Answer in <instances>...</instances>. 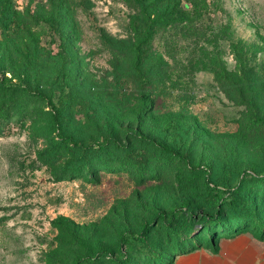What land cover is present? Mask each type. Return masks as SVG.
Returning <instances> with one entry per match:
<instances>
[{"label": "rangeland", "instance_id": "obj_1", "mask_svg": "<svg viewBox=\"0 0 264 264\" xmlns=\"http://www.w3.org/2000/svg\"><path fill=\"white\" fill-rule=\"evenodd\" d=\"M198 1L141 40L142 77L127 1L0 0V264H153L218 216L264 221V0Z\"/></svg>", "mask_w": 264, "mask_h": 264}, {"label": "trees", "instance_id": "obj_2", "mask_svg": "<svg viewBox=\"0 0 264 264\" xmlns=\"http://www.w3.org/2000/svg\"><path fill=\"white\" fill-rule=\"evenodd\" d=\"M127 1L129 4L133 5L136 14H134L133 16V20H134V24L136 26V32L138 33L137 39H139L138 42L133 41L132 45H134V52L136 55V71L139 74V76L143 77L140 65L142 62V58H143V45L145 44V42L143 41H149L150 39L153 38L154 34H155V30L159 27H177L178 24L180 23H190L192 22V14L196 13L198 11H200L201 6H200V2L198 0H188L186 2H180V0L178 1L179 4L173 5L168 4V7L165 9L164 12H159L156 15H154L153 10H152V1L151 0H125ZM160 1V0H159ZM173 2V0H170V2ZM176 3V2H175ZM192 4V5H191ZM3 6L4 9L7 11H9L11 9V7L13 6V0H3ZM179 7L178 9H176V7ZM1 23V22H0ZM1 25V24H0ZM189 25V24H188ZM187 27V24L186 26ZM232 50H233V54H234V58L236 60V62L238 63V65L240 66L239 68V73L241 75H245L246 76V68H245V61H244V57H243V53H242V48L238 43L232 42L231 44ZM214 73L216 74L217 79L221 80V79H228L230 82H232V79L230 78V76H232V72L229 71L228 69H226V67L220 65V64H215V68L213 69ZM233 84H236L235 82H232ZM236 87V86H235ZM22 88H24L25 91L29 92L28 87H26L25 85H22ZM33 93V92H32ZM37 94V92H34ZM40 96H42L40 93H38ZM107 141L105 140L104 143H101L98 145V150L102 151L104 149H106V145H108V140L112 138V136H108L107 137ZM77 146V144H76ZM82 147V146H81ZM158 147L160 148V150L162 151V153L165 154H173L177 159L179 160H183V159H187L186 154H184L183 152L180 151H176L173 148L164 145L163 143H158ZM81 150L84 151V148H81ZM96 151V150H95ZM92 155L91 153H88V156ZM87 159V158H86ZM88 160H86L87 163ZM132 169L137 168L136 166H132ZM76 168H73V172L75 171ZM139 170V168H137ZM146 171H148L149 169H144ZM91 171V170H89ZM93 172L91 171L90 174H92ZM245 201L240 200L239 198H232L231 200V207H234V209H239L241 211H243V209H245ZM251 209L255 210L254 207L251 206ZM167 215L165 213L162 214V218L166 219ZM244 217V216H243ZM242 220V219H240ZM220 221H222L220 223ZM239 220H233L230 221L229 223L224 222L222 220L221 216H218L215 219L209 220L206 222V224L204 225V228L206 229V227L208 228V233L210 234V238L209 241L207 243H217L219 238L222 236H235L237 234H239L240 232H242L243 230H245L248 226L251 227L256 221L257 223H260V227L257 228V230L259 232H263L262 231V226H264V221L263 220H255V222H246V223H239ZM179 223V216L177 214V210H173L172 211V217L170 218V220L168 221L169 226L172 229H176ZM203 228V231H205ZM175 234H178V232L176 231ZM148 236V226L144 227L141 232L140 235L138 236V238L142 241H146ZM181 237V236H179ZM186 241L190 240V238L192 236H186ZM189 237V238H188ZM185 239V238H184ZM193 239V238H192ZM203 244V243H202ZM200 243V245H202ZM200 245L193 247V248H185V249H181L179 252H176L175 254H173L170 257V254L167 255L166 257L161 258L160 260H157L156 263L153 264H164L165 262H167V264H170L174 258V255H176L177 253L180 252H184V251H188V250H192L195 249L197 247H199ZM128 264V263H125Z\"/></svg>", "mask_w": 264, "mask_h": 264}, {"label": "crops", "instance_id": "obj_3", "mask_svg": "<svg viewBox=\"0 0 264 264\" xmlns=\"http://www.w3.org/2000/svg\"><path fill=\"white\" fill-rule=\"evenodd\" d=\"M170 264H264V231H242L177 253Z\"/></svg>", "mask_w": 264, "mask_h": 264}]
</instances>
